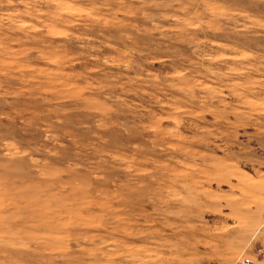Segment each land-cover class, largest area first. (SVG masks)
I'll list each match as a JSON object with an SVG mask.
<instances>
[{"label": "rangeland", "instance_id": "rangeland-1", "mask_svg": "<svg viewBox=\"0 0 264 264\" xmlns=\"http://www.w3.org/2000/svg\"><path fill=\"white\" fill-rule=\"evenodd\" d=\"M0 264H264V0H0Z\"/></svg>", "mask_w": 264, "mask_h": 264}]
</instances>
